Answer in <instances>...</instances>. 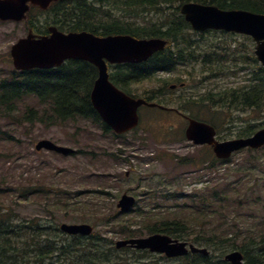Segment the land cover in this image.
<instances>
[{"label":"rangeland","instance_id":"374dc122","mask_svg":"<svg viewBox=\"0 0 264 264\" xmlns=\"http://www.w3.org/2000/svg\"><path fill=\"white\" fill-rule=\"evenodd\" d=\"M173 7L130 12L111 6V10L114 17L147 24L165 20L168 12L173 14ZM35 16L42 20L46 15ZM26 31L23 22L0 21V76L13 68L10 46ZM186 32L201 54L223 57L221 70L207 71L200 56L196 62L178 64L168 74L158 73L139 81L135 85L136 95L159 89L157 97L161 101L208 121L218 130L221 140L237 138L252 125L264 126V105L247 110L227 103L218 107L203 97L213 93L215 101H219L221 92L240 86L239 78L250 72H241L239 67L254 65L251 61L254 41L242 34L199 35L190 28ZM258 66L255 62V68ZM182 82L184 85L180 87ZM174 84L176 87L171 89ZM34 103L33 99L28 101L30 105ZM139 111V126L121 139H113V135L103 132L95 123L79 117L75 122L57 125L1 119V129L7 134H0V185L40 189L27 200L11 196L12 209L25 217L47 220L52 213L59 223H89L96 233L107 236L113 243L126 238L121 229L134 230L133 237L145 236L147 223H151L149 218H174V215L190 219L192 229H198L197 221L203 216L207 219L204 225L222 237L228 234L235 241L245 243L247 238L263 241L264 147L236 152L227 162L215 161L210 148L178 138L184 125L176 113L144 106ZM41 139L81 151L70 156L36 151L34 145ZM185 157L190 160L181 159ZM213 190L223 196L222 202H212ZM125 192L136 198L135 209L111 217ZM203 192L212 207L192 205L191 196ZM116 255L117 261L130 264L140 258L146 264L180 263L148 251L120 250Z\"/></svg>","mask_w":264,"mask_h":264},{"label":"trees","instance_id":"16d2710c","mask_svg":"<svg viewBox=\"0 0 264 264\" xmlns=\"http://www.w3.org/2000/svg\"><path fill=\"white\" fill-rule=\"evenodd\" d=\"M173 14L169 12L160 23L137 22L113 16L112 10L95 4L112 3L116 7L129 9L130 12L146 10H162V6L171 4L172 0H58L41 10L31 7L27 19V28L35 33L46 34L49 25H55L63 31L86 30L96 35L129 34L136 38L164 37L167 46L154 53L146 61L137 64H116L109 73L110 80L129 95L137 96L135 85L139 81L151 78L160 72L170 73L178 63L197 61L202 57V65L207 70H220L217 63L220 57L215 55L197 54L192 48V41L186 37L189 24L179 14V5L187 1L211 2L224 9H244L256 13H264V0H176ZM126 5V6H118ZM142 7V8H139ZM36 13L46 15L42 20ZM215 62V63H213ZM97 75L96 68L86 61L67 60L60 66L50 69H31L25 71L9 70L0 76V120H20L23 122L39 123L41 125H57L75 122L76 118H83L98 125L104 132L110 129L101 121L93 109L89 93ZM244 92V85L220 93L219 101H215V94L208 93L204 100L210 101L218 107L223 103L235 104L241 108L262 107L264 105V69L259 67L258 84ZM159 89L145 91L143 96L149 102L155 101L167 106L161 101ZM202 97V98H203ZM32 99L36 102L28 104ZM184 99V98H183ZM23 107V109H22ZM19 115L18 117V113ZM263 125H252L243 130L238 136H248ZM0 134H7L2 131ZM116 138H123L124 135ZM1 137V136H0ZM120 150V149H117ZM81 150H79L80 152ZM219 161V160H218ZM213 163V162H212ZM47 189H44L43 192ZM40 192L38 187L17 189L8 184L0 185V264H130L128 261H117L116 249L112 239L102 236L95 231L89 236L67 235L59 230V222L55 215L49 214V219L38 216H22L12 209L11 196L15 199L27 200L32 194ZM212 202H222L223 196L213 190ZM209 197L203 192L198 196H191L194 207H212ZM197 201L199 204L197 205ZM179 207L178 204H176ZM180 205H186L182 203ZM139 209H137L138 211ZM202 212H207L201 210ZM213 212L214 210L211 209ZM183 211H178L181 214ZM120 213L116 212V216ZM115 215H112L113 217ZM151 217L147 223V232L165 233L180 240H187L200 246L207 247L208 255L189 253L176 258L179 264H229L224 260V254L229 250L242 252L245 264H264V240L256 241L247 238L245 242L235 241L228 234L220 236L213 229L204 225L207 219L203 216L198 220V229H192L190 219L182 216ZM192 229V231H191ZM194 230V231H193ZM126 237L135 236L134 230L121 229ZM23 239V240H22ZM57 239V240H56ZM60 239V240H59ZM250 245H256L250 247ZM135 252V250H134ZM142 256V255H141ZM175 259H172L173 261ZM134 264H146L141 258ZM154 264V263H151ZM178 264V263H176Z\"/></svg>","mask_w":264,"mask_h":264},{"label":"water","instance_id":"95a60500","mask_svg":"<svg viewBox=\"0 0 264 264\" xmlns=\"http://www.w3.org/2000/svg\"><path fill=\"white\" fill-rule=\"evenodd\" d=\"M53 1L56 0H0V20H24L31 5L46 9ZM180 11L195 30L224 29L252 36L257 42L255 54L264 66V14L241 9L221 10L213 5L193 2L184 3ZM48 30L47 35H36L28 30L24 37L11 45L10 55L15 69L51 68L67 59L92 63L98 70L90 92L92 106L117 134H123L138 124L140 106H157L154 102L149 103L142 98L129 96L116 87L108 78L107 62L136 63L146 60L152 53L164 47L163 39H138L127 34L98 36L88 31L65 33L54 26H50ZM185 136L195 144L212 145L213 152L219 158H227L233 151L243 147L257 148L264 145V128L247 138L218 141L214 137L215 128L212 125L192 118L188 119ZM35 148H45L63 154L72 152L71 149L57 146L49 140L39 141ZM133 204L134 198L123 194L117 207L121 211H128ZM60 229L68 234L82 235H88L92 231V227L85 223H62ZM127 245L163 253L167 257L185 255L189 251L208 253L206 248L161 233L121 239L115 243L117 248ZM224 259L230 264H244L243 255L238 250L227 252Z\"/></svg>","mask_w":264,"mask_h":264},{"label":"flooded vegetation","instance_id":"af4514ba","mask_svg":"<svg viewBox=\"0 0 264 264\" xmlns=\"http://www.w3.org/2000/svg\"><path fill=\"white\" fill-rule=\"evenodd\" d=\"M95 4H97V5H99V6H106L104 3H100V2H96ZM206 32H223V33H225L224 31H222V30H207ZM230 34H234V33H232V32H230ZM251 61H252V64H255V61L254 60H252V58H251ZM244 70L246 71V72H250L248 75H246V78H245V80L243 81L242 80V77L243 76H241L239 79V82L238 83H240L239 85H244V92H248V90H250L249 88L250 87H252V86H256L257 84H258V82L256 81V78H257V73H258V67L257 68H255V66L253 65V67H247L246 65H244ZM243 70V71H244ZM242 71V72H243ZM244 82V83H243ZM240 86V87H241ZM248 108H251V109H254L255 108V106H251V107H246V108H244V109H248ZM256 108H258V107H256ZM176 114L177 115H179L180 117H182L184 120L186 119V117L184 116V114L181 112V111H176ZM206 147H208V148H210L209 146H206ZM211 149V148H210Z\"/></svg>","mask_w":264,"mask_h":264},{"label":"bare ground","instance_id":"6f19581e","mask_svg":"<svg viewBox=\"0 0 264 264\" xmlns=\"http://www.w3.org/2000/svg\"><path fill=\"white\" fill-rule=\"evenodd\" d=\"M23 240V239H22ZM57 240V239H56ZM60 240V239H59Z\"/></svg>","mask_w":264,"mask_h":264}]
</instances>
